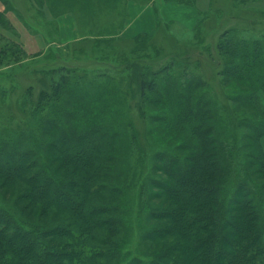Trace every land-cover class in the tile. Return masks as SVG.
<instances>
[{"label": "trees", "instance_id": "trees-1", "mask_svg": "<svg viewBox=\"0 0 264 264\" xmlns=\"http://www.w3.org/2000/svg\"><path fill=\"white\" fill-rule=\"evenodd\" d=\"M175 1L196 6L191 0ZM61 2L65 16L58 23L72 16L80 36V22L93 21L104 2L120 0ZM116 11L123 12L122 34L127 12L122 6ZM10 26L0 13V27ZM167 27L158 21L154 33ZM242 29L244 38H236L237 30L220 35L217 55L210 52L213 58L199 65L203 72L206 67L213 71L229 91L230 107L209 94L206 79H193L185 67L184 82L159 83L160 73L178 69L179 57L153 61L158 68L170 60L149 82L142 79L151 73L142 60L127 59L132 80L125 101H135L141 110L146 101L153 103L161 123L162 151L153 153L150 181L139 187L149 225L141 244L156 247L152 256L131 248L125 210L129 182L136 179V170L132 178L126 172L130 154L145 149L140 132L116 107L122 96L113 87L121 81L82 67L71 69L75 76L66 91L72 108L47 121L41 137L0 130V196L10 193L12 201L0 202V264H93V259L94 264H264V34ZM154 33L125 40L140 45ZM52 85L50 93L42 88L36 107L59 99L67 84ZM230 102L243 116L233 113ZM238 130L243 131L241 142ZM85 244L98 252L86 259Z\"/></svg>", "mask_w": 264, "mask_h": 264}, {"label": "rangeland", "instance_id": "rangeland-1", "mask_svg": "<svg viewBox=\"0 0 264 264\" xmlns=\"http://www.w3.org/2000/svg\"><path fill=\"white\" fill-rule=\"evenodd\" d=\"M191 1L202 13L199 15L196 28L170 26L157 31L148 39H143V43L138 45L133 41L125 40L129 37L119 31L121 29L119 20L123 17V12L116 11V8L118 9L120 6L115 2L108 5L104 2L98 12L99 16H94L93 21L80 22L84 34L79 36L76 33V29H78L75 27L76 24L68 23L66 17L65 23H68V26L63 27V31L59 30L58 19L65 16L61 12L64 5L61 0H0V13L11 24L10 27H0V49L2 48L4 51L0 54L1 131L5 130L12 136L41 137L43 135L41 130L47 125V121L54 120L52 117L60 116L62 118L61 115L65 110L72 108L71 101L73 99L67 96L66 91L75 76L71 69L79 70L86 67L89 70H100L108 74L110 78L121 81L120 85L113 87V92L122 96L121 103L116 107L123 113L124 121H133L134 126L140 132V139L145 148L140 152L136 151L135 155L130 154V167L126 169L131 178L136 170V179H131L127 188L128 200H126L125 210L130 214L129 224L132 225L131 248L136 247L138 254L144 249L149 251V255L152 256L154 248H156L151 243L141 244V237L149 225L146 218L147 213L142 208L140 188L150 181L149 173L153 153L162 151L158 147L162 132L161 123L155 118L158 109L154 107L153 103L146 101L141 110L135 101L132 103L125 101L124 93L129 92L128 87L132 80V68L128 67V60L133 61L136 58L142 60V64L151 72L143 74L142 79L149 82L154 79V73H159L157 70L170 60L166 63L163 61V65L159 64L158 68L153 61L162 60L166 55L185 58V61L178 58V69L172 73L163 71L157 76V81L161 84L167 83L168 80L184 82L182 72L185 67L189 74L192 73L193 79L203 81L206 79L209 94L219 96L220 100L230 107L228 103L230 97H227L229 91L222 88L220 79L213 76V71L206 67L203 72L199 65H203L207 61L205 59L213 58L210 52L217 55L220 35L228 30H237V39L244 38V34L247 32L242 29L244 27L250 28L252 33L258 37L264 34V0ZM84 7L89 10L91 5L86 3ZM107 30H111L113 35L104 33ZM19 47L25 52L24 57L18 55ZM201 50L202 52L199 54ZM151 60L152 62L148 63ZM62 67L65 69L61 70ZM62 74L64 75L63 79L59 77ZM54 83L67 84L61 90L59 99L50 98L42 106L36 107V101L42 88L50 93ZM80 88L86 92L89 91L85 83H80ZM213 88L217 92L216 94ZM208 92L206 91L205 97L209 96ZM147 95L153 96L154 93L148 91ZM230 104L233 103L230 102ZM233 106L236 109V112L233 111V113L238 117L243 116L239 115L241 109L234 104ZM35 107L38 108L36 113H34ZM151 132L159 133L160 137L151 135ZM242 133L238 130L239 142L242 141ZM177 152L184 154V151L179 148ZM152 192L155 193L157 190L153 187ZM7 194L0 196V202L12 203L10 193ZM159 201H156L158 206ZM18 214L20 213L18 212ZM85 245L88 247L86 259L98 252L90 245ZM97 248L102 249V246L98 245ZM94 262L93 259V264Z\"/></svg>", "mask_w": 264, "mask_h": 264}, {"label": "crops", "instance_id": "crops-1", "mask_svg": "<svg viewBox=\"0 0 264 264\" xmlns=\"http://www.w3.org/2000/svg\"><path fill=\"white\" fill-rule=\"evenodd\" d=\"M127 12L124 35L135 37L139 34H152L158 27V21L167 26L194 28L199 21V11L194 5L175 0H120L117 3ZM74 25L72 16L66 17ZM65 17L60 19V27L68 26ZM70 42V41H68ZM264 146V138H263Z\"/></svg>", "mask_w": 264, "mask_h": 264}]
</instances>
